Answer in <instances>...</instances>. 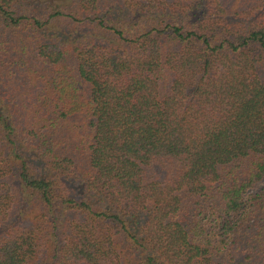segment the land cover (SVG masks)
I'll list each match as a JSON object with an SVG mask.
<instances>
[{
    "label": "trees",
    "instance_id": "obj_1",
    "mask_svg": "<svg viewBox=\"0 0 264 264\" xmlns=\"http://www.w3.org/2000/svg\"><path fill=\"white\" fill-rule=\"evenodd\" d=\"M264 0H0V264H264Z\"/></svg>",
    "mask_w": 264,
    "mask_h": 264
},
{
    "label": "rangeland",
    "instance_id": "obj_2",
    "mask_svg": "<svg viewBox=\"0 0 264 264\" xmlns=\"http://www.w3.org/2000/svg\"><path fill=\"white\" fill-rule=\"evenodd\" d=\"M264 184V183H263Z\"/></svg>",
    "mask_w": 264,
    "mask_h": 264
}]
</instances>
